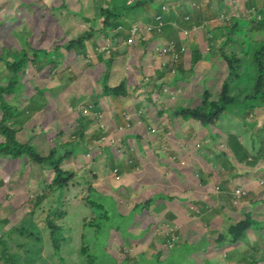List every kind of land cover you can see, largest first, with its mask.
Segmentation results:
<instances>
[{
  "label": "crops",
  "instance_id": "1",
  "mask_svg": "<svg viewBox=\"0 0 264 264\" xmlns=\"http://www.w3.org/2000/svg\"><path fill=\"white\" fill-rule=\"evenodd\" d=\"M42 1L45 5H49L53 0ZM80 3L81 2L78 4L79 9ZM53 6L52 12L59 10V5L55 3ZM78 17L79 16L73 13H69L66 16L61 15L54 23V27L42 29V32H40L41 36L36 34L33 38H31L26 31L18 32L14 30L13 35L12 32H10V34H5L6 38L14 39L15 37L19 44H16V41L13 42L18 48L24 47L28 48L30 51L31 49H46L47 51H51L50 54L52 55L54 67L53 65H48L46 69L51 68V71L57 72L59 70H56V68L60 67L61 69L65 68L68 72L64 76V85L62 89L60 86L62 98L59 99V93L55 92L57 94H54V90L57 89L58 86L57 75L52 73L53 76H47L44 75L46 71H39L42 80L35 84L38 86L33 87L34 92L30 93V100L24 106V109L20 110L21 115H24L21 117L22 122L15 125V130L22 132V134L20 133L21 136H23V133L29 134L30 145L40 156L46 157L51 148L55 147V158L67 155V157L61 161V168L74 172H76V169L82 170L81 175L76 179V183L67 186L60 195L72 197L76 195L74 189H77L78 194L82 193V188L84 187L86 189H97L94 192L95 196L99 198L109 197L113 207L116 209V215L118 217H130V226L135 222H142L144 217L149 220L170 218L180 226L183 242L172 251H167L165 249L159 251L162 244L160 241H154L153 246L155 247V252L161 255V259L165 260L171 256H176L177 259L183 260L181 264H264V233H262L264 231V221H256L253 218L250 219L254 224L252 225L251 223L250 228L246 231V233H248L247 237L244 236V238L239 241L238 248L235 245H231L227 239H224L229 228L235 223L233 219L230 218V215H228V210L231 209V192L236 187H243L249 191L257 187L259 184L257 182L259 175L261 171L264 170V148L259 156H256V152L248 154L247 162H249V165L244 162H233L234 164H232V161L229 162L230 159L225 157L222 152L225 160L214 162L212 156H221L217 155L220 151L216 148L218 139L213 130L201 127L192 120L180 122L179 119L174 116L170 120L169 116L167 119H164V114H162V117L157 114L154 119L151 114L149 116V121L153 124L157 133H152L143 129L142 132L136 130V133L131 135L134 141L137 142L139 140L140 142V144H134L137 154L133 160L135 164L141 166V173L139 174L141 178L140 176L137 179H135L134 176L132 179L126 177L123 181L126 172L125 166L122 163V156L118 159L115 156L114 162L122 174L118 182L112 180V185L108 184L107 186H100L94 183H92L91 186H83L84 182L82 179L88 176L89 173L92 175L94 174L92 168L95 162L92 160L84 161L76 156H80L79 152L83 151H88L89 156L90 153L94 152L93 150H88L93 148L90 141L94 140V138L88 134L90 122L84 129L85 136L79 138L78 143L70 142L66 138V134L70 133L74 127L71 123L68 125L70 115L74 112L72 106L76 107V109L80 106L81 103L79 101L84 98L88 85L84 79V72L89 69L86 68L83 72L81 71V66H84V62H86L85 59L87 58H90L88 63L92 64V68H95L96 65H100V63H96L97 58L94 53L91 52L93 48L91 43L94 41L91 36L88 40L84 41L87 52L86 55L81 52L78 46L72 47L71 50L66 48L67 42L83 37L87 34L90 26L92 27L94 24V18L91 19V22L87 23L80 17L83 22L84 32L81 34V32L78 31L71 36L69 34V29L74 31L73 25L75 23V18ZM128 18L127 20L130 21V17ZM18 19L20 20L21 18L19 17ZM150 19L151 18L146 17L145 21ZM142 25L147 24L142 23ZM3 43L1 49L5 48L9 50V41L5 40ZM127 54H125L126 73L124 74V79L125 84L127 81L129 85H126L128 92L126 97L115 98L112 96H103L100 98L93 96L92 92L91 94H86V97L90 98L93 96L96 100L99 99V105L104 103L102 109L106 115H112V113L119 114L121 111L134 109L138 105L134 100V90L131 91V89H135L140 83L137 81L136 83L134 82L135 84H132L128 80L127 64L130 59L129 56L132 53ZM78 59H83L84 62L75 70L73 63ZM139 68H141V66ZM73 70L77 72L76 75H73ZM92 80H99V78L96 76L93 77ZM21 83L23 84V82ZM93 84L94 86L92 89L94 90L95 83L93 82ZM24 95L25 94L22 93L20 96L21 102L23 101ZM78 96L80 97L78 98ZM253 101L248 102L246 105L253 111L252 114L255 116V119L252 124L258 129L261 127L260 124L264 122V104L259 101L258 105L254 108L251 107ZM32 103L35 106L32 105ZM167 103H169V101H167ZM183 104L182 102L181 106H183ZM177 107L176 111L179 110L180 106ZM45 113H50L52 119L42 122L41 120ZM163 121L170 125L172 131L177 132L176 142L170 139L164 140L165 142H163L162 134L159 132L168 131L167 129H162ZM112 126L114 127L115 123H112ZM34 128L39 130L36 131ZM217 128L235 134L247 151H251L253 148L252 140L254 138L251 139L250 130L245 131L246 127L234 121L232 118L221 119ZM56 133H60V135L58 134L59 136L56 137ZM258 142L260 141L255 140L254 147L260 150L261 145L258 144ZM78 146L80 150L77 149ZM168 146L170 147L169 154H167ZM69 152L72 153L70 157L68 156ZM103 153L107 156L111 155L106 149L103 150ZM74 154L76 156H74ZM173 155L183 158L186 162L185 165L180 166L170 162V158ZM52 177V168L49 167L48 164H35L26 161L24 157L12 159L10 156H0V204H4L10 212L18 213L21 204L24 203L23 198L28 195L31 196L33 193H36V195L43 194L46 185L50 183ZM136 180L142 183L136 184L133 190H128V192L134 199L141 198L142 196H144V198L132 202L130 211L123 213L118 206V200L114 198V194L111 190L115 192L119 186L123 185L127 186L128 189V186L132 185L131 183ZM216 186L219 187L217 194H215ZM70 192H72L71 195H69ZM116 192L119 191L117 190ZM197 192L199 194H197ZM9 195L12 196L11 199ZM158 195L160 196L159 198L157 197ZM6 198H9V202H6ZM49 199L50 197L48 196L46 199L42 200L43 202H41L39 206L47 207V201H49ZM161 200L162 205H160ZM35 203L36 200L33 201L32 209L29 212L33 211ZM56 204L55 201L54 206H56ZM195 204L199 206L196 207ZM260 204L261 200L256 197L252 202L243 206L242 212L244 213V217L250 218V211L253 209H261ZM192 207L198 208L201 211L202 215L200 218L194 217V213L190 212ZM38 209L39 208H37V210ZM223 216H225V218H223ZM33 220L36 222V218H32V222ZM238 220H241V218H238ZM35 225H37V222ZM44 232L48 234L47 230ZM17 235L21 237L18 233ZM128 235L129 233L127 232V236ZM125 244H127L126 241ZM129 245L130 250L125 251L129 256L138 257L145 251V245H135L132 242H130ZM187 246H190L192 250L189 253H185ZM255 247H259V249L256 250ZM224 253H226V257H224ZM114 261L116 262L117 259H114Z\"/></svg>",
  "mask_w": 264,
  "mask_h": 264
},
{
  "label": "rangeland",
  "instance_id": "2",
  "mask_svg": "<svg viewBox=\"0 0 264 264\" xmlns=\"http://www.w3.org/2000/svg\"><path fill=\"white\" fill-rule=\"evenodd\" d=\"M136 1L138 0H126V5L133 7L135 6ZM223 1L226 3L225 11L221 13L219 12V14H217L212 11V7L214 8L215 4L214 2L213 4H211L210 0H145V3H143L142 6L134 10V15H130L131 20L129 23H127V27H122V29L119 30L122 31L123 35L114 36L113 42L115 44H117V41L121 42L122 39L126 40L129 37L128 31L132 24L139 25L140 30L146 32L145 36L137 35L136 39L131 38L132 42L130 45H124L123 43L120 44V47L123 51H118L121 54H123V52L126 54L132 53L129 56L130 59L128 60L127 64L128 80L132 84H135L137 81L141 83L140 85L136 86L135 90L131 89V91L134 90V100L136 101V96L138 97V99L139 97L140 99H142V97L151 98V95H154L153 98L157 101V104L153 105L151 103H148L146 100L143 107L140 108V111L143 110L144 112H147L149 110V112L152 114V117L155 119L158 113L157 108L164 109L166 107H171L176 103V106L174 107V109H176L177 106H181L184 98L187 99L189 95L193 96L197 91H200L202 85H204L205 82H207V85H215L218 82H222L227 74V65L218 56H213L209 52L211 46L214 43V37L223 36L225 33V37H229V42L223 47L218 46L217 49L231 50L234 52V55L245 56V60L248 59L252 46L250 43L241 45L240 41L248 39V27L251 22L259 19V12L255 10L251 13L249 19L245 20L244 17L248 16L249 12L245 8V6L248 5L244 0ZM79 2H83L84 10L91 19L98 18L100 14H106L105 10H111L113 8V5L115 4V0H53L49 5H45L42 0H0V54H2L1 47L3 46V41L5 40L9 41L10 44H14V46L11 48L12 51H16L17 48V45H15V43L13 42H17L15 37L14 39L6 38L5 34H10V32H12L13 35V31L17 30L18 32L26 31L31 38H33L36 34H39V36H41V34L39 33L40 30L47 27H54V23L61 15L66 16L69 13H72V10L78 11ZM17 3L20 4L17 5ZM34 3L36 4V6ZM55 3L60 7L56 12H52V8L54 7L53 5ZM39 4L41 7L40 10ZM62 4H65L67 8L61 7ZM151 4H155V7L158 6L159 9L153 8ZM117 5H119V2ZM17 6L19 15L21 16L20 20L17 19L19 18L16 11ZM162 7H164V13L162 14L163 20L165 23L166 20L169 21L167 25L170 26V28L166 29L164 34L160 38H157L161 39L160 45H163L167 41H171V43L175 47L181 48V46H184V48L179 51L180 55L177 57V60L171 70H169V68L172 65L170 64L168 58L160 57L154 50V48L152 49L150 47V41H147V38L150 36V34L145 29L144 25H142V23H151L154 20V17L162 11ZM32 8L35 9V11L32 13H37L28 19V16L31 14ZM68 8H70L71 10H68ZM260 9H262V5L258 7V10ZM196 10L200 11V15L196 16L195 18ZM181 15L182 17H180ZM15 16L17 18H15ZM232 16L240 17L239 19H237V29H232V26L226 25L227 23L225 21V18ZM33 17L34 19H36V21L34 22ZM144 17L145 19L146 17H149L151 19L145 21ZM30 19L31 22H33L31 25L28 24ZM13 21H21L24 23H22V27L16 28L15 25H13ZM192 21H200V23H198L197 25H195V23L193 25ZM33 24L37 25L36 34L32 32L31 29ZM73 26L74 31L69 29V34L71 36L73 35V33L78 31L83 34L84 26L80 17L75 18V23ZM94 30L102 32V28H97V22ZM102 33L103 35H105L104 32ZM152 39H156V37L153 36ZM16 44L19 43L17 42ZM6 47L8 48L7 45ZM10 53L11 52L9 51V55ZM195 54H199L200 59L197 63L194 64L193 62ZM6 59L9 60V56ZM87 60L90 59L87 58ZM82 62H84L83 59H78L76 62H74V69L77 70L81 66ZM100 63V65H96L95 68H92V64L86 61L84 62V66H81V71L84 72L86 68H88L89 70L84 72V79L88 85L84 98L79 102L85 103L86 100L97 102V105L99 106L97 109H101L104 106V103H101L99 105V99H97L96 101V99L93 98V96L97 95L94 94V90L92 89V87L94 86L92 79L93 77H96V75L98 76L99 71L103 69L102 62ZM237 64L235 65V67L239 68ZM3 66V62H0L1 85L6 84V77L4 76L5 72L3 71ZM140 66L141 68H139ZM37 67H39V64H36L35 67L30 66L29 68H27V72L24 73V75H22V73H19L18 84L16 85V87H20L21 82H23V88H20L15 92V97L17 98L19 103H21L20 96L22 95V93L26 95L28 93L34 92L33 87H37L38 85L35 84L37 82H41L42 80ZM245 67H247V61L243 64V68ZM57 69L59 70L57 72L50 71L49 69L44 73V75L53 76L52 73H55L57 75L58 86L57 89L54 90V94H57L55 92H58V97L59 99H61V89L64 85V76L68 72L65 68L61 69L60 67H57L56 70ZM72 73L73 75H76L77 72L73 70ZM146 78L148 80H146ZM240 82L241 84H246L249 82V80L246 77H242ZM126 85H129L127 81ZM98 91L99 93L101 92V87L99 85ZM91 92L93 96H91L90 98L86 97V94H91ZM80 96H78V98ZM259 100L260 99H255L251 107L255 108L258 105ZM167 101H169V103H167ZM32 105L34 104L32 103ZM112 115L116 120V123L119 124L122 119L120 114L112 113ZM179 116H181L180 113ZM51 119V114L45 113L41 121L45 122L50 121ZM246 121L247 123H249L251 119H246ZM146 122H150L149 119H146ZM72 123L73 122H71V125L74 126L75 130L76 124ZM135 125L140 126L138 118H136L135 124L131 129L132 133L129 134L128 139L130 140V142L127 141L126 132L119 134L117 131H115L114 136H112V144H125V146L130 149V152L133 155L137 154L134 144H140L139 140L136 142L132 139L131 136L133 135V133H136ZM91 126L92 125H90V127ZM260 126L264 131V122L261 123ZM108 128L112 129V121H110V123L108 124ZM143 129H145V126L142 122L141 126L138 127L137 130H139V132H142ZM162 129L168 130L162 133L163 142H165L164 140L168 139L172 140L175 137V134H177V132L172 131L170 125L166 124L164 121L162 124ZM89 131L90 133L94 132L93 129H89ZM245 131H249V128L247 127ZM73 133L70 132L66 134V138L70 142L78 143L79 138L73 139ZM23 136L24 138H26V135ZM95 139L96 138H94L93 141H90V144L93 146V148L88 150L94 151L90 153V156H87L86 153H84L85 151L79 152L80 156H83L85 159H87V161L92 160L93 162H95L92 168L94 174L92 175L91 173H89L88 176L84 177L83 185L90 186L92 183L98 184L100 186H107L108 184L112 185V180L114 181V179L111 176V170L116 166L114 157L116 156V158L118 159L120 156H122V162H124V155L120 153L121 148L118 146H113V148H105L111 154L110 156L105 155L103 153V150L105 149L98 148V144L95 142ZM223 140L224 138L222 137V140L218 141L216 145L217 150H219L220 152H223V150L226 149L224 146H222ZM255 140L256 139H254L252 143L253 148L251 149V151H248V154H253L256 152V156H259L264 148V138L257 139L258 141H260L258 142V144L261 145L260 150L254 147ZM77 149L80 150V147L78 146ZM169 153L170 147L168 146L167 154ZM0 156H3V154H0ZM212 159L214 162H221L225 160L221 157L214 156H212ZM137 169L139 171H134L133 174L135 176V179L139 178V174L141 173V166L139 164H137ZM141 183L142 182H137L136 180L135 182L131 183L132 185L128 186V189L127 186L123 185L119 186V188L116 189L115 192L111 190L114 194V198L118 200V206L123 213H127L128 211H130V209L132 208V202H134L135 200L139 201L144 198V196H142L141 198L134 199L128 192V190H133L136 184ZM117 190L119 192H116ZM237 190H239V197L237 200H235L234 203L230 202L231 209L228 210V215H230V218L233 219V222L236 223L237 221H240L238 220V218H241V220H244L246 218L244 217V213L242 212V207L252 202L256 197L261 200V209L251 210L250 219L253 218L256 221H264V187L262 182L259 183L257 187L251 191H249L248 189L238 188L234 190V194ZM74 191L76 192V196L71 197L72 200H70L69 202V213L59 222V224L62 223V226L64 227V241L58 255H55L53 253L48 234L44 232L45 229H43L42 227H37L39 234L38 236L36 235L32 238H24L19 237L16 233L10 235V237L8 238L9 252L15 257V259H17L18 264H88L87 255L81 253L82 248L87 245L92 250V253H94L91 262L92 264H178L176 256H171L165 260L161 259V255L155 252L154 246L147 251L148 245L151 244L153 240H156L153 236V230L160 218L158 220H149L144 217L142 222H135L132 226H130V217L120 218L116 214H114L115 210L110 199L99 198L98 196L96 197L93 195H91L90 199H86L85 192L82 191V193L77 194V189H74ZM71 194L72 192L69 193V195ZM197 194L199 193L197 192ZM35 196L36 193H33L31 196L28 195L23 198V213H26V211H31ZM11 197L12 196L9 195L10 199ZM157 197L159 198L160 196L158 195ZM9 198H6V202H9ZM91 201L102 203L108 209V218L103 224L102 231L98 233H96V226L100 224V221H98L97 219L98 207L92 206L90 204ZM53 203L54 202L52 201V197L50 196L49 201H47V206ZM160 205H162V200ZM195 206L198 207L199 205L195 204ZM191 209L192 210H190V212H193L196 208L192 207ZM0 210V220H10V224L0 230V236H4V234L9 231L15 223H17L23 213L10 212L4 204H0ZM223 218H225V216H223ZM93 219H95V222H93ZM36 222L35 220H33V224H36ZM91 224H93V228H91ZM174 225L177 227L181 234L180 226L175 222ZM108 227L112 228V230L107 231ZM246 231L242 234V237L239 239V241H241L244 236L247 237L248 233H246ZM127 232L129 233L128 236ZM262 233H264V231ZM82 235L84 236L83 240L81 237ZM11 239L13 241H10ZM125 241L127 242V244H125ZM239 241H237L235 244H232L230 242L229 243L231 245L237 246L238 248ZM130 242L135 245H145V251L142 253V255H139L138 257L134 256L133 259L126 257L125 251L130 250ZM255 249L258 250L259 247H255ZM191 251V247L187 246L185 249V253H189ZM224 257H226V253H224ZM114 259H117V261L115 262Z\"/></svg>",
  "mask_w": 264,
  "mask_h": 264
},
{
  "label": "trees",
  "instance_id": "3",
  "mask_svg": "<svg viewBox=\"0 0 264 264\" xmlns=\"http://www.w3.org/2000/svg\"><path fill=\"white\" fill-rule=\"evenodd\" d=\"M185 1V0H182ZM248 6H245L246 10L249 12L248 16L244 17L245 20H248L251 13L257 10L259 12V19L255 20L250 23L248 27V34L249 37L246 40H241L240 44L244 45L245 43L251 44V51L249 53L248 59L245 60V56H236L234 52L231 50H219L217 49L218 46L223 47L229 42V37H225V33L223 36H217L213 38V45L211 46L210 53L213 56H218L220 59L224 61L227 65V74L222 82H218L215 85H207L205 82L202 86V90L197 91L193 97L191 104L187 107H180L178 111H175L174 107L176 104L173 105V112L172 106L166 107L165 112H167V116H169V120L178 113L180 119H192L195 122L200 123L204 127L215 126L221 117L227 115L230 109H235L233 116L239 118L240 115L244 112L246 108V104L250 101L255 99H260L264 102V0H244ZM119 2V5H117ZM211 4H215V7H212V11L219 14V12L225 11L226 3L223 0H210ZM144 3L143 0L136 1L135 6L130 7L126 5V0H115V4L111 10H105L106 14H101L105 17L102 32L105 33V37H109V30H113L115 36H121L122 31L117 30L119 26L127 27V23L122 20L123 17H130V15H134V10L138 9ZM262 5V9L258 10V7ZM154 8V5L151 4ZM63 8H67L65 4H62ZM41 9L39 4V10ZM157 9V8H156ZM68 10H71L68 8ZM80 10V11H79ZM78 11L72 10L73 12H78L77 14L86 21L91 22V18L89 15L86 14L84 10L83 2L80 3V9ZM37 13V12H36ZM35 13V14H36ZM200 15V11L196 10V16ZM182 17V15L180 16ZM15 18H17L15 16ZM159 18V19H158ZM240 17H227L225 18L226 25L232 26V29H237V19ZM18 19V18H17ZM32 19V18H31ZM29 20L28 24H32L36 19L33 17V22ZM129 19V18H128ZM169 21L166 20V23L163 20V17L160 15L156 16L154 20L150 23L152 30L149 32L150 36L147 38L150 42H160V38L166 29L170 28L167 25ZM21 21H13V25L16 28L22 27ZM196 23V24H195ZM200 21H192V24L197 25ZM225 25V26H226ZM224 27V26H223ZM37 25L33 24L31 29L32 32L36 34ZM224 29V28H223ZM42 32V30H40ZM39 32V33H40ZM124 32V31H123ZM38 35V34H37ZM129 35V34H128ZM127 35V37H128ZM138 36H145L146 32L138 30ZM155 36L156 39H152ZM86 37V36H85ZM85 37H79L74 41L67 42L66 48L71 50L72 47L78 46L81 49L82 53H86V48L84 46ZM136 39V36L134 37ZM13 43V42H11ZM14 44L9 43V50L3 48L2 54H0V62H3L6 77V84H0V154L4 156H10L12 159L18 157H24L26 161L35 163V164H48L49 167L52 168L53 177L50 180L48 186H46V190L48 193L51 194L52 201L55 203L56 206L53 204L48 205L47 207H40L39 204L43 202L42 200L46 197V191L41 195H36L35 200L36 203L34 204V208L32 212L26 211L23 213L22 204L21 208L19 209L18 213H23V215L19 218L17 223L14 224L7 231L4 236H0V264H18L17 259L9 252V244L8 238L10 235L18 233L21 237H28L32 238L36 235L38 236L37 227H42L46 229L48 232V238L51 243V247L53 253L58 255L60 252L62 243L64 241L63 237V230L64 227L62 223L59 224L60 220L63 217H66L69 213L70 208V200L72 198L67 197L65 195H60L63 190L67 188V186L76 183V179L82 173L81 169L72 170H64L61 168L60 164L61 161L67 157H57L55 147H52L49 154L46 157L40 156L35 149L29 144L30 138L28 133H23L26 135L21 136V131L15 130V125L21 123V115L20 110L24 109V106L30 100V93L23 96V101L21 103L18 102L17 98L15 97V92L23 88V84L21 83L20 87H16L18 84V75L19 73L27 72V68L30 66L35 67L36 64H39L37 69L39 71H48L46 67L49 65H53L54 63L52 60V55L50 54L51 51L42 50V49H31L20 47L16 48V51H12L11 48ZM182 47V46H181ZM177 48V52H179L180 48ZM9 51L10 53L9 55ZM124 53V52H123ZM126 54V53H125ZM121 54L119 52H113L108 56H105L99 60L102 62L103 69L99 71L98 78L99 80H93L95 83L94 93L100 97L102 96H112L115 98H124L127 96V87L125 84L124 74L125 67H126V55ZM9 56V60L6 58ZM200 59L199 54H195L194 56V64L197 63ZM247 61V67L243 68V64ZM239 62V63H238ZM238 63V64H237ZM238 65L239 68H236L235 65ZM6 69V71H5ZM51 69V68H50ZM52 70V69H51ZM50 70V71H51ZM246 77L249 82L246 84H241V78ZM121 81H120V80ZM98 85L101 87V92L98 91ZM136 89V88H135ZM134 89V90H135ZM94 109H97L99 106L97 102L93 103ZM140 104L138 103V106ZM74 108V109H73ZM178 108V107H177ZM74 112L70 115L68 125L73 122L76 124L75 130L70 132H74L72 137L81 138L85 136L84 129L87 125V121H85L86 115L82 113L81 110H77L76 107L72 106ZM162 115V113H159ZM91 127L89 129H93L94 132L90 133V136L96 138L97 135V124L93 121L90 122ZM34 130H39L35 129ZM76 133V134H75ZM60 133H56V137L59 136ZM264 131L258 130L257 135L254 138L257 140L259 137L263 136ZM114 136V134H112ZM264 142V141H263ZM226 143L227 148L224 149V154L229 158V162H237V163H247L248 157L244 154L242 145L238 142L237 138L234 137L232 134H226ZM112 144H109L111 146ZM127 160L135 159L136 155H132L130 149L127 150ZM218 156H221L223 159L224 156L221 152L217 153ZM68 156H72V153L69 152ZM75 156V155H74ZM184 166V165H182ZM201 171V170H200ZM83 180V179H82ZM84 182V181H83ZM258 183L264 185V170L261 171L259 175V179L257 180ZM71 183V184H69ZM203 183V181H202ZM84 184V183H83ZM85 186V185H83ZM238 188V187H236ZM243 188V187H241ZM244 189V188H243ZM97 189L92 188H82V191L86 193V199L91 197ZM38 196V197H37ZM76 195H73V197ZM97 197V196H96ZM109 199V197H108ZM95 200V199H94ZM32 202V201H31ZM90 204L92 206L98 207V221L100 224L97 227L96 233L102 231L103 224L105 220L108 218V209L102 203H96L95 201H91ZM58 205V206H57ZM66 206V207H65ZM37 208H39L37 210ZM114 214H116V209L114 207ZM32 218H36L38 226L33 224ZM95 222V219H93ZM254 224L250 218H245L244 220L237 221L228 231L227 235L224 236L228 240V242L235 244L239 239L242 237V234ZM10 224V220L5 219L0 221V230ZM264 224V223H263ZM91 228H93V224H91ZM112 230V228L108 227L107 231ZM93 231V229H92ZM82 240L84 236L82 235ZM10 241H13L12 239ZM90 250V251H89ZM94 252V251H93ZM81 253L87 255L88 264H92V259L94 253L90 247L84 246L81 250ZM178 264L183 263L182 259H177Z\"/></svg>",
  "mask_w": 264,
  "mask_h": 264
},
{
  "label": "clouds",
  "instance_id": "4",
  "mask_svg": "<svg viewBox=\"0 0 264 264\" xmlns=\"http://www.w3.org/2000/svg\"><path fill=\"white\" fill-rule=\"evenodd\" d=\"M144 3H145V0H144ZM20 3H17V5H19ZM35 4V3H34ZM154 5V4H153ZM35 6H36V4H35ZM154 8L156 9H159V7L157 6V7H155V5H154ZM10 9H13V8H10ZM16 11H17V14H18V16L21 18V16L19 15V11H18V6H17V8H16ZM35 11V9L34 8H32L31 9V14L28 16V19L30 18V17H32L33 15H35V13H32V12H34ZM80 11V10H79ZM72 13L75 15L76 14V16H79V17H81L80 16V14L78 15L77 13L78 12H73L72 11ZM164 13V7H162V11L160 12V13H158L156 16H158V15H160V17H162V14ZM156 16L154 17V18H156ZM8 18H10V17H8ZM82 18V17H81ZM83 19V18H82ZM97 19V20H96ZM104 19H105V17L103 16V15H99L98 16V18H94L93 19V26L91 27L90 26V29L88 30V32H87V34L86 35H84L83 37H85V40H88L89 38H90V36L91 37H93L92 38V40H94V41H92V43H91V45H93V48H92V51L91 52H93L94 53V55L96 56V58H97V60H96V63H100L98 60H101V58H103V57H105V56H108V55H110L111 53H113V52H118V51H122V50H120L121 49V47L120 46H118V49H117V47L113 50V51H111L109 54L108 53H105L104 51H101L100 49H98L100 46H106V45H108V44H112V45H118V44H122V42L124 41V39H122L121 40V42H118L117 41V44H115L114 42H113V38H114V36H115V31L113 32V30H109L108 31V33H109V37H105V35H103V33L102 32H99V31H96V30H94L95 29V25H96V22H97V28L99 27V28H102V26H103V22H104ZM10 20V19H9ZM84 20V19H83ZM96 20V21H95ZM122 20H124V22H130L129 20H127V18H124L123 17V15H122ZM85 21V20H84ZM87 23H89V22H87ZM148 26H150V23L149 24H147V25H144V27L146 28V27H148ZM94 27V28H93ZM120 28V29H119ZM122 29V27L121 26H119L118 28H117V30L119 31V30H121ZM128 34H129V31H128ZM104 38V39H103ZM129 38V37H128ZM127 38V39H128ZM126 39V40H127ZM72 41H74V40H72ZM147 41H149L148 39H147ZM69 42H71V41H69ZM167 42H169V41H167ZM166 43V42H165ZM164 43V44H165ZM150 44H151V48L153 49L154 48V50H155V48H157L158 46H162V45H160V42H150ZM163 44V45H164ZM182 47H184V46H182ZM181 49V48H180ZM180 51V50H179ZM87 53V52H86ZM86 53L84 54V55H86ZM179 55H180V52H179ZM90 59V58H89ZM87 62H89L90 60H87V59H85ZM101 64V63H100ZM174 64L175 63H173V65H172V68H173V66H174ZM97 76V75H96ZM146 80H148L147 78H146ZM140 83V82H139ZM141 84V83H140ZM203 86V85H202ZM201 90H202V87H201ZM95 94V93H94ZM96 95V94H95ZM153 96L154 95H151V98H149V97H142V99H140V97H139V99L141 100H139L138 99V97L136 96V102H137V104L139 103L140 105L138 106L137 105V107L136 108H134V110H125V111H121L119 114H120V116L122 117V113H126V114H131L132 116H134L135 115V117L136 118H138V121H139V123H140V126H141V124H142V122H143V124H144V126H145V130H147V131H149V132H152V133H157V131L155 130V127L153 126V124L151 123V122H146V119H149V116L151 115V113L149 112V110L147 111V112H144L143 110L142 111H140V108L141 107H143V105H144V102H146V100H147V102L148 103H151V104H153V105H156L157 104V101L153 98ZM156 96V95H155ZM95 97H100V96H95ZM103 97V96H102ZM192 95H189V97L186 99V98H184L183 99V106L184 107H188L189 105H187V104H191V102H192ZM185 100V101H184ZM97 101V100H96ZM143 101V102H142ZM170 101V100H169ZM262 104H264V102L262 101V100H259ZM81 104H80V106L77 108V110H81L82 111V113L83 114H85L86 115V117H85V121H87V124L89 123V122H91V121H93V123L94 122H96V124H97V135H96V139H95V142L98 144V148H113V146H118V147H120L121 148V150H120V153L122 154V155H124V157L125 158H123V160H124V162H122L123 163V165L125 166V175H124V177H123V181H124V179L126 178V177H129V178H133V174H134V171H139L138 169H137V164H135L134 163V160H127V157H129L128 155H127V150H128V147L127 146H125V144H112V134H114L115 133V126L117 125V123H116V120L114 119V117H113V115H111V114H107L106 115V113L103 111V109L101 108V109H94V105H93V103H95L94 101H91V100H89V101H87L86 100V102L84 103V102H80ZM176 104V103H175ZM170 105V104H169ZM183 106H180V107H183ZM183 107V108H184ZM87 109V111L86 112H84L83 111V109ZM158 109V115H159V113H162V114H164L165 115V118L164 119H167L168 118V116L167 115H169V114H167V112H165V108L164 109H159V108H157ZM172 109H173V106H172ZM176 111V110H175ZM178 111V110H177ZM97 112H101V113H103V120H104V122H105V124H106V131H102V130H100V128H99V123H98V121H97V118H96V115H95V113H97ZM235 112V109H230L229 111H228V113H227V115H225V116H223V117H221L220 118V120L218 121V123L215 125V126H209V127H204L203 125H201L200 123H198V122H196L197 124H199L201 127H204V128H210V130H213L214 131V133H215V136H216V138L218 139V141H220V140H222V137L224 138V140H223V144H222V146H224L225 148H227V143H226V134L228 133V134H232V133H230L229 131H222L221 129H219V128H217V125L219 124V122L221 121V119H223V118H232L234 121H237V122H239L241 125H243L244 127H248L249 128V130H250V137H251V139L252 138H254V136L255 135H257V131L258 130H261L262 128L260 127V128H255L254 127V125L252 124L253 122H254V119H255V116L252 114V110L251 109H249L248 108V105H246V108H245V110H244V112L242 113V115H240V117L239 118H236V117H234L233 116V113ZM116 114V113H115ZM161 117H162V115H160ZM182 117V116H181ZM176 118H178L179 119V121L180 122H183L184 120H192V119H186V118H183V119H180L179 118V113L176 115ZM246 119H251V121L249 122V123H247V121H246ZM115 122H114V121ZM110 121H112V123L114 124L115 123V126L113 127L112 126V129L110 130V128H108V124L110 123ZM121 121H122V119H121ZM136 121V120H135ZM193 121V120H192ZM195 122V121H194ZM140 126H138V125H135V127H136V130L138 129V127H140ZM15 128V127H14ZM132 132V130L130 129V130H128V131H126V135H127V141L128 142H130V140L128 139L129 138V134ZM160 134H162L163 132L162 131H160L159 132ZM102 135H106L105 136V139L104 140H101V141H99L100 140V137L102 136ZM234 137H236L237 138V140H238V142L242 145V143L239 141V139H238V137L235 135V134H232ZM176 134H175V137L172 139V141L173 140H175L176 139ZM73 139L75 138H77V137H72ZM260 138H264V134H263V136H261V137H259V139ZM255 139V138H254ZM254 139L252 140V141H254ZM29 144H30V142H29ZM109 144H112L111 146H109ZM134 147H135V145H134ZM134 147H133V149H134ZM197 147H198V145H197ZM242 148H243V151H244V154H246L247 155V157L249 156L248 155V151L242 146ZM50 152V151H49ZM224 150H223V155L225 156V157H227L225 154H224ZM84 153H86V155L87 156H89L88 155V151L86 152H84ZM75 155V154H74ZM76 156V155H75ZM76 157H78V158H81V159H83L84 161H87V159H85L83 156H76ZM126 160H127V162H126ZM170 162H172V163H176V164H178V165H180V166H182V165H185V160L183 159V158H181V157H179V156H177V155H173V156H171V158H170ZM53 172V171H52ZM111 176H112V178L115 180V181H119L120 180V178H121V176H122V174H121V172H120V170H119V168L117 167V166H115V168H113L112 170H111ZM135 177V176H134ZM49 185V183L46 185V186H48ZM91 186V185H90ZM236 189H238V188H234L233 190H232V192H231V202L232 203H234L235 202V200H237L238 199V197L239 196H237V191L239 192V190H237L236 192H235V194H234V190H236ZM46 191V197H45V199L49 196H51V194L50 193H48L47 192V190H46V187H45V190H44V192ZM219 191V187H217L216 186V188H215V194H217V192ZM193 213H194V217H196V218H200L201 217V215H202V213H201V211L198 209V208H196L194 211H193ZM5 220V219H4ZM1 221H3V220H1ZM233 226V225H232ZM231 226V227H232ZM230 227V228H231ZM249 229V228H248ZM46 230V229H45ZM111 231V230H110ZM153 236H154V238L157 240V241H160L161 242V244H162V246H161V248L159 249V251H161V250H163V249H165V250H167V251H172V250H174L178 245H180L182 242H183V240H182V236H181V234H180V232H179V230L177 229V227L174 225V222L170 219V218H162V219H159L158 220V223H157V225L154 227V230H153ZM224 239H226V238H224ZM156 240H153V242L151 243V244H149L148 245V249H147V251L151 248V247H153V243H154V241H156ZM228 241V240H227ZM146 248H147V246H146ZM126 257H128V258H132L133 259V257L132 256H129V255H127L126 254Z\"/></svg>",
  "mask_w": 264,
  "mask_h": 264
},
{
  "label": "built area",
  "instance_id": "5",
  "mask_svg": "<svg viewBox=\"0 0 264 264\" xmlns=\"http://www.w3.org/2000/svg\"><path fill=\"white\" fill-rule=\"evenodd\" d=\"M159 19V18H158ZM120 29V28H119ZM140 29V26L137 24H132L129 28V38L127 40H124L122 43L124 45H130L132 42L131 38H134L135 36H137L138 30ZM148 32H150L152 30L151 26H148L145 28ZM118 46H120V44L116 45H112V44H108L106 46H100L98 49H100L101 51H104L105 53H110L111 51H113L116 47L118 49ZM184 47H181V49H183ZM180 49V50H181ZM155 51L158 53V55L160 57L163 58H168L169 62L171 65H173V63L176 62L177 57L179 56V52H177V48L171 43V41L166 42L164 45L162 46H158L157 48H155ZM172 69V66L169 68V70ZM84 112L87 111V109H83ZM97 121H98V125L100 130L102 131H106V124L103 120V113L101 112H97L95 113ZM135 120L136 117L135 115L132 116L131 114H126V113H122V121L117 124L115 126V131H117L119 134H122L123 132H126L130 129H132V127L135 124ZM106 135H102L100 137V140H104ZM239 192L237 191V196H239L238 194Z\"/></svg>",
  "mask_w": 264,
  "mask_h": 264
}]
</instances>
